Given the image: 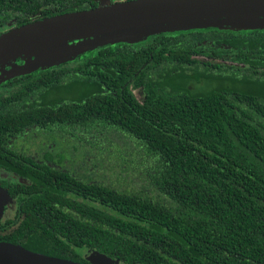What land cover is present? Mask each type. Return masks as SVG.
Masks as SVG:
<instances>
[{
    "label": "trees",
    "instance_id": "obj_1",
    "mask_svg": "<svg viewBox=\"0 0 264 264\" xmlns=\"http://www.w3.org/2000/svg\"><path fill=\"white\" fill-rule=\"evenodd\" d=\"M217 28L154 33L14 80L0 96V169L28 183L0 180L17 201L0 242L80 264H93L86 249L119 264H264V29ZM32 126L100 153L122 144L131 187L23 155L10 143Z\"/></svg>",
    "mask_w": 264,
    "mask_h": 264
},
{
    "label": "water",
    "instance_id": "obj_2",
    "mask_svg": "<svg viewBox=\"0 0 264 264\" xmlns=\"http://www.w3.org/2000/svg\"><path fill=\"white\" fill-rule=\"evenodd\" d=\"M207 26L264 29V0H130L66 13L0 35V64L35 56L37 60L29 67L33 70L106 44ZM9 199L8 191L0 186V220ZM85 258L93 264H119L93 249H87ZM0 264L80 263L0 242Z\"/></svg>",
    "mask_w": 264,
    "mask_h": 264
},
{
    "label": "flooded vegetation",
    "instance_id": "obj_3",
    "mask_svg": "<svg viewBox=\"0 0 264 264\" xmlns=\"http://www.w3.org/2000/svg\"><path fill=\"white\" fill-rule=\"evenodd\" d=\"M126 1H130V0H0V35L7 33L11 31L12 29L20 27L22 25L33 23V22L40 21V20L47 19V18H51L54 16L71 13L75 11H81V10H87V9L112 5V4L126 2ZM217 29L228 30L230 28H217ZM242 30H246V29H242ZM154 37H155L154 34L149 35L148 40L143 43L142 42L140 43L117 42L113 44H106V45H103V46H100V47H97L91 50H87L80 54H76L75 56L67 57L53 64H43L33 70H29V67L33 65V63L37 60L35 56H23V57L15 58L14 60H11L9 62L0 64V96H8L11 90L14 88V86L18 85L17 83H14L13 85L12 82H14V80L18 78H22L25 75H28L34 72L46 71L47 69H56L58 66L62 64H65V66L75 65L78 60H82L83 58L92 57L107 46H120V44H126V45L129 44L133 48L140 47V46H146L152 43ZM69 43H72V41H69ZM198 58L202 61H210L212 63H221L225 65L232 64V63H229L217 57L209 58V57L200 55L198 56ZM137 91H141L143 93V99H144V90L142 87L133 89L134 97L137 99L139 103H142L143 99L139 100L137 98V95H136ZM26 130L44 131L52 139H56V136L58 137L61 133H65L64 131L61 132L59 128L54 127V126L49 129H39L36 126H32L31 128H27ZM22 141L24 140H22L20 136V137L15 138L13 142L10 143V145L13 148L20 150L21 153H23V155H27L33 158L37 162H46L47 164L54 166L52 163H55L56 161L52 160V158L48 159L46 157L47 155H44L42 158L39 159L37 157H34L32 154H30L27 149V146L25 147L22 146L23 145L21 144ZM1 172L13 174L17 176L19 179H24L26 182L10 180L7 178H2L1 176H0V180H8V181L19 182V183H28V180L25 177H22L15 172L8 171L5 169H0V174ZM8 193L10 195L9 201H11L12 199L14 200V215H15L16 202H17L16 197L11 196L9 191ZM9 201L4 207L3 215L6 209L9 207V204H10ZM86 250L85 252L83 251L84 257H85Z\"/></svg>",
    "mask_w": 264,
    "mask_h": 264
},
{
    "label": "rangeland",
    "instance_id": "obj_4",
    "mask_svg": "<svg viewBox=\"0 0 264 264\" xmlns=\"http://www.w3.org/2000/svg\"><path fill=\"white\" fill-rule=\"evenodd\" d=\"M147 40L148 36L133 40L131 43H143ZM136 95L139 100L143 99L141 91H137ZM100 137L104 136L100 135ZM21 138L24 140L21 142L22 146H27L29 153L34 157L40 159L44 155H50L52 160L56 161L52 163L54 166L71 171L79 178L105 184L116 185L119 183L126 188L131 187L130 177L135 175L137 168L136 164L130 161L133 152L129 153L122 144H112L110 151L106 148L108 146L106 144L100 153L95 146L74 141L69 133H61L58 137L56 136V139H52L44 131L26 130ZM99 163H101V167ZM122 173H124V177L120 178ZM0 176L10 180L26 182L24 179H19L10 173L1 172ZM9 203V207L2 217V224H7L13 219L14 200L12 199Z\"/></svg>",
    "mask_w": 264,
    "mask_h": 264
}]
</instances>
